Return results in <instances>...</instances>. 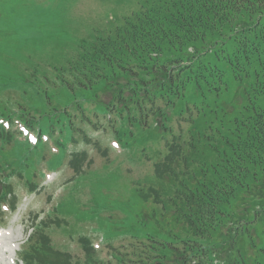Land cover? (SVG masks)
Here are the masks:
<instances>
[{"label":"rangeland","instance_id":"374dc122","mask_svg":"<svg viewBox=\"0 0 264 264\" xmlns=\"http://www.w3.org/2000/svg\"><path fill=\"white\" fill-rule=\"evenodd\" d=\"M159 1L5 0L0 7V173L19 197L14 212H0V249H13L0 250V264H24L20 252L28 261L39 241L70 254V264H90L93 254L96 264H127L126 252L141 248L146 230L174 241L180 229L165 212L175 209L183 183L218 158L210 143L228 133L243 103L264 108V89L256 93L264 67L230 68L225 59L215 62L224 71L221 92L202 94L189 83L186 99L164 105L162 115L161 99H151L158 106L133 99L137 112L124 99L109 109L100 100L108 93L94 99L98 85L78 89L69 76L78 45L113 35L126 17ZM33 219L43 228L30 237Z\"/></svg>","mask_w":264,"mask_h":264},{"label":"trees","instance_id":"16d2710c","mask_svg":"<svg viewBox=\"0 0 264 264\" xmlns=\"http://www.w3.org/2000/svg\"><path fill=\"white\" fill-rule=\"evenodd\" d=\"M263 17L264 0H160L126 17L113 35L81 42L69 76L81 92L98 85L94 90L101 94L94 99L108 93L106 102L100 100L109 109L124 99L138 105L137 112L141 106L133 99L154 106L151 99H161L162 115L164 105L169 109L175 99H186L189 83L202 94L204 88L223 90L224 71L216 60H227L230 68L242 62L264 67ZM68 80L61 77L58 83L73 88ZM243 104L228 133L210 143L218 158L183 183L175 209L165 212L180 229L172 234L174 241L146 230L141 248L125 254L130 263L264 264V108L253 100ZM9 178L0 173V202L13 207ZM30 181L26 178V185L36 187ZM155 201L161 203L158 196ZM36 244L27 264H68L66 254L43 241Z\"/></svg>","mask_w":264,"mask_h":264},{"label":"snow or ice","instance_id":"6c2138e0","mask_svg":"<svg viewBox=\"0 0 264 264\" xmlns=\"http://www.w3.org/2000/svg\"><path fill=\"white\" fill-rule=\"evenodd\" d=\"M4 3H5V0H0V7H2Z\"/></svg>","mask_w":264,"mask_h":264},{"label":"bare ground","instance_id":"6f19581e","mask_svg":"<svg viewBox=\"0 0 264 264\" xmlns=\"http://www.w3.org/2000/svg\"><path fill=\"white\" fill-rule=\"evenodd\" d=\"M7 249V248H6Z\"/></svg>","mask_w":264,"mask_h":264}]
</instances>
